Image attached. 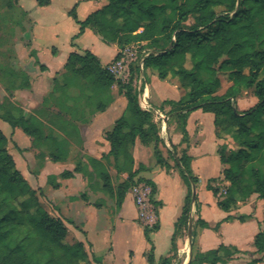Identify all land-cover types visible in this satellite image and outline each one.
<instances>
[{
	"label": "trees",
	"instance_id": "obj_1",
	"mask_svg": "<svg viewBox=\"0 0 264 264\" xmlns=\"http://www.w3.org/2000/svg\"><path fill=\"white\" fill-rule=\"evenodd\" d=\"M105 1L104 6L83 21L76 19L73 10L69 13L78 26L77 36L86 30L92 31L103 43L113 44L119 51L133 44L143 45L141 48L146 50L147 56L142 59V70L136 71L141 73L150 69L161 80L175 78L183 91L177 102H164L161 109L170 105L172 109L167 114L177 113L182 121L184 140L185 116L201 110L213 115L217 138H229L235 143L234 150H227L225 144L218 150L220 163L225 166L223 179L229 183L217 202L218 209L229 213L252 195L264 203V0ZM37 4L42 7L48 2L37 0ZM189 19L193 23L186 26ZM119 58L118 53L114 61ZM64 68L75 80L85 81L93 95H100L115 85L126 101L123 114L105 137L110 149L104 159L109 164V158H112L116 184L113 185L101 162L88 160L100 183V191L108 198H114L119 208L126 193L135 184L144 183L150 187L149 200L155 207L152 200L155 187L148 180L134 181L142 167L133 170L132 158V148L139 140L144 146H152L157 165L169 167L158 148L159 127L153 120V112L142 110L138 105V92L130 84L116 80L89 51L83 55L70 53ZM220 75L227 78L230 86L222 95H217L221 87ZM249 90L256 103L250 109L238 112L235 100L243 91ZM0 120L12 129H20L33 141L45 142L52 162L65 160V151L57 138L53 134L44 136L40 122L25 115L20 108L0 104ZM7 143L6 136L0 131V264H87L83 244L64 242L67 229L63 221L51 217L39 204L35 191L7 153ZM168 154L177 157L176 168L187 188L181 215L174 224L177 231L188 228L191 206L196 202V197L192 202V191L197 179L190 173L189 158L184 150L171 146ZM74 171H78V166ZM121 174H126L124 180L119 179ZM61 176L69 178L71 173L65 171ZM206 189L214 196L218 194V190L209 185ZM206 227L200 218L194 221L193 248L196 229ZM155 230L157 225L142 230L150 245L147 264H154L149 233ZM253 246L261 257L249 264L264 259V232L255 235ZM238 253L235 248L222 245L204 254L198 251L193 254L192 251L188 264L224 263Z\"/></svg>",
	"mask_w": 264,
	"mask_h": 264
},
{
	"label": "crops",
	"instance_id": "obj_2",
	"mask_svg": "<svg viewBox=\"0 0 264 264\" xmlns=\"http://www.w3.org/2000/svg\"><path fill=\"white\" fill-rule=\"evenodd\" d=\"M105 4V0H78L76 7H78V5H84L83 14L86 18L90 13L98 10ZM87 37L93 39L94 43H96L95 41L103 43L92 31L86 30L74 41V48H76L77 53H79L78 50H80L77 43ZM93 42L90 43V45H85V47L81 49V52H91L99 59L103 67L111 64L116 54L119 53V49L113 44H106L111 47L112 51L109 60L103 62L102 54L97 48L98 44L94 45ZM71 52L72 48L67 49L66 53L62 55V58H59V52L57 51L55 55L48 58L49 61L44 62L45 71L40 73V76L37 77L38 80L32 77L30 73H26L29 77L28 86L25 87L23 90L24 92L21 93L27 94L28 97L30 96V98L36 100V102L42 101L43 96H45L48 91H52L51 85L52 79L55 78L54 74L59 72V70H62L59 74L64 73L63 68ZM37 56L40 57V51L38 49ZM149 77L152 79L155 89H159L163 94L169 96L168 98L161 97L160 103L157 106L150 105L154 111L161 113L164 118L162 123L158 122V124L157 118L153 113L154 122H156L159 127L160 142L158 148L164 162L169 167L165 168L164 166L157 165L152 146H144L139 140L135 141L132 148V158L134 162L133 170H136L139 166L142 167V170L136 175L134 181L138 179L148 180L155 187L152 200L156 203V215L154 216L157 222V230L149 233V239L154 248L153 255L155 261L162 247L165 248V251L170 247H168V244H170V239L173 235L174 224L181 215L184 199L187 194L186 185L176 168L177 157H170L168 154L171 146L177 147L178 150L185 151L189 158L190 173L197 179L194 189L196 202L192 205L191 209L192 222L194 223V221L200 218L207 224V227L196 229L194 245L196 251L200 254H204L222 245L225 247H233L239 252L237 255L230 258V260H226L224 263L219 264H249L252 260L260 258L261 255L255 253L253 241L257 233L264 232V203L259 200L256 195H252L246 201L238 203L237 207L229 213L223 212L217 207V202L220 200L218 197L222 198V192L229 185V183L223 179L222 171L225 166L220 163L218 150L221 145H227L229 142H232V140L229 138L225 140L217 138L213 124V115L203 113L201 110L189 112L185 116L184 129L186 132V139L184 140L182 135V121L178 119L177 113L167 114V112L172 109L170 105H165L161 109L164 102H177L181 98L183 91L178 80L175 78L161 80L154 71L150 69L144 70L140 73V78L143 80V86L147 90L148 97L151 96V87L148 83ZM73 84L75 85H70V93L76 94V99H78V101H88L90 97L94 98L93 94L91 96V89L83 86L81 80H77V82ZM229 86L230 83L228 82L225 89L222 90V92L218 91L217 95H222ZM140 88L142 87L140 86ZM245 93L246 92L243 91L235 100V105L238 106L240 112H244L255 105L254 100L246 99L245 106H248V108L240 107L244 104ZM99 97L104 98L106 102L105 105L103 104L104 106H99V104L94 106H87L86 104H81L79 106H49L45 108L44 106H40L43 112L47 114L50 119L53 118L54 120L52 121L57 124L56 129L52 127V129L48 131L57 138L60 145L62 140L68 144L69 149L61 147L68 151V155L70 153L69 156L73 155V158L76 160V164L73 165L70 170H66L71 173V177L66 181V185L59 182L60 185H58L57 188L49 187L46 195H55L59 193L65 196V187H68L71 190L68 198L71 202L69 201L67 204H64L63 209L68 215H71L72 219H69L70 222H75V220L79 221L87 230L88 228L85 224L87 221L78 220V216L74 215L77 208L92 210V208H95V202L92 199H95V201L101 200L106 206L109 205V203L110 205L114 204L117 219L123 224L134 227L137 231H141L143 235L142 229L137 222L140 216H138L139 213L135 206L133 193L131 194L130 191L131 189L126 193L121 206L117 208L115 199L108 198L100 191V183L88 162L89 159L101 162L106 167L110 177L113 176L116 180V172L113 167L109 166V164H112V158H109V164L104 159L110 149L105 137L106 134L112 130L115 121L123 114L126 101L114 87H111L109 90L99 95ZM93 98H91V100ZM15 107L22 109L25 115L30 113V111H28L30 106L23 105ZM74 111L77 112V116L74 115ZM36 119L43 124L42 126H44V124L50 126L42 118L36 116ZM61 125L64 127H61ZM13 130L18 131L20 129L15 128ZM43 135L47 136L49 134L45 135L43 133ZM228 149H230V147H227V150ZM79 162L80 164H78ZM61 164L62 162H50L48 157L45 163L46 168L53 167L54 169L56 167H62ZM77 166L78 171H74ZM125 178L126 174L119 175L120 180H124ZM89 179H92L90 183L88 181ZM207 185L217 189L218 194L214 196L211 191L206 189ZM138 187H144V200L149 206L154 207L148 198V196H150V187L144 183H137L132 188L136 190ZM79 193L85 196L82 197V199H78ZM101 208L103 209V205ZM62 216L66 219L65 215L62 214ZM227 217L230 219L226 221L225 219ZM239 218L244 219L241 221ZM148 226L150 228L151 225L148 224ZM67 232L70 234L68 230ZM74 232L77 233L78 231L74 230ZM75 237L78 242H83L79 236L75 235ZM149 247L150 245L147 243V247L143 250V253H141L143 258L142 264H147L144 254ZM128 257L129 259L126 260L124 264H134L132 252H129ZM144 259L146 263H144ZM256 264H264V259Z\"/></svg>",
	"mask_w": 264,
	"mask_h": 264
},
{
	"label": "rangeland",
	"instance_id": "obj_3",
	"mask_svg": "<svg viewBox=\"0 0 264 264\" xmlns=\"http://www.w3.org/2000/svg\"><path fill=\"white\" fill-rule=\"evenodd\" d=\"M44 1L50 4L41 7L38 6L37 0H0V104L5 106H30L28 108L30 113L26 115H30L35 119L36 116L40 117L49 124L50 126L46 124L42 126L43 124L39 121L41 129L43 128L42 132L47 135L51 134L48 130L52 129V127L56 129L57 124L52 121L54 120L53 118L50 119L43 112L40 106H44V108L49 106H79L81 104L94 106L97 104L105 105L106 102L104 98L98 96L99 94L94 95V98L90 97L88 101H78L76 99L77 95L70 93V85H75L73 83H76L77 80L65 68H63L64 73L59 74L62 72V70H59V72L54 74L55 78L52 79L51 85L52 91H48L43 96L42 101L36 102L30 96L28 97L27 94L21 93L28 86L29 77L26 73H30L32 77L38 80L37 77L40 76V73L45 71L44 62L49 61L48 58L55 55L57 51L59 52V58H62L67 49L72 48V52L77 53L76 48H74V41L78 37V26L69 13L73 10L76 19L83 21L85 18L83 14L84 5L76 7L78 0ZM192 23V20L189 19L185 25L190 26ZM92 42L93 39H89L88 37L79 41L77 44L80 50H78L79 53L77 54L83 55L85 51L81 52V49ZM95 42H93L94 45L98 44L97 48L102 54V61H108L112 51L111 47L104 43H99V41ZM141 46L143 45L133 44L121 49L119 54L122 64L120 67H116L113 73V77L116 80L123 84H130L136 93L140 86L143 88L140 72L136 71L137 69L141 71L139 67L140 61L145 57L146 53V50H142ZM37 49L40 51V57L37 56ZM113 62L104 67H111ZM187 67H189L188 63ZM219 78L221 81L219 92H222L228 81L224 75H220ZM81 83L83 86L91 89L85 81L81 80ZM148 83L151 87V96L148 97V103L151 106H157L160 103L161 97H169L159 89H155L150 77ZM112 87L116 88L115 85ZM91 98L93 99L91 100ZM246 99H252L256 103L252 91L249 90L244 95V104L240 106L241 108H248V106H245ZM235 107L240 112L238 106L235 105ZM74 115L77 116V112L74 111ZM158 122L160 121L157 120ZM61 127L64 126L61 125ZM0 131L7 138L6 150L12 157L15 168L29 187L35 191L39 204L51 217L61 219L69 231L70 234L67 232L64 242L67 244L78 242L75 235L79 236L83 241L81 243L87 254V264H96V262H99V264H124L129 259V252L133 253L134 264H142L143 258L141 253L147 247V243L141 231L139 232L134 227L123 224L117 219L114 204L110 205L109 203L106 206L103 201L92 199L95 202V208H92V210L77 208L74 215L78 216V220L87 221L85 223L88 228L87 230L79 221L70 222L69 219H72L71 215H68L63 209L64 204H67L69 201L71 202L68 199L71 193L68 187H65V196L59 193L46 195L49 187L57 188L60 185L59 182L66 185L68 177L64 178L61 174L66 170H70L76 164L73 155L69 156L70 153L68 155V151L64 149L65 160L62 161V167H56L55 169L53 167L46 168L45 163L49 151L45 142L33 141V139L24 135L21 130L14 131L7 123L1 120ZM61 146L66 149L68 148V144L64 140L61 141ZM226 146L230 147V150L236 148L233 141L229 142ZM48 160L51 162L49 157ZM252 165L258 166L257 163H252ZM109 166L112 167V164H109ZM91 180H88L89 183ZM111 180L115 185V177L112 176ZM130 191L131 194L133 193L134 203L139 213L138 216H140L137 220L140 228L142 230L146 227L149 228L148 224L151 225L150 229L152 227L155 228L157 225L154 216L156 215V208L149 206L145 200L140 204L137 202V196L143 194L144 187H138L135 192L131 188ZM84 196L82 193H79L78 199H82ZM218 199L221 198L218 197ZM102 205L103 209L101 208ZM62 214L66 216V219L63 218ZM74 230L78 232L75 233ZM168 247L166 251L164 247L159 250L156 261L153 255L154 264H163L164 262L165 264H184L187 258L188 261L190 260L192 251L193 254L196 251L192 247V244H189L187 241L186 228L177 231L173 230ZM149 251L150 247L144 254L145 257L149 254ZM144 263H146L145 259Z\"/></svg>",
	"mask_w": 264,
	"mask_h": 264
},
{
	"label": "built area",
	"instance_id": "obj_4",
	"mask_svg": "<svg viewBox=\"0 0 264 264\" xmlns=\"http://www.w3.org/2000/svg\"><path fill=\"white\" fill-rule=\"evenodd\" d=\"M145 56H147V52L145 53ZM122 64V59H118L116 61H114L111 65V67L109 66L107 69L109 70V72L113 75L114 70L116 69V67H120ZM140 69L142 70V60L140 61V65H139ZM138 105L139 107L147 112H153L157 118L158 121H160L159 123H162L163 121V116L161 115V113H159L158 111H154L151 107L150 104L148 103V93L146 88L143 86V88L140 90V88H138ZM137 190V189H136ZM136 190H133V192H135ZM222 194H224V191L222 192ZM144 200V194H141V196H137V202L138 204L142 203V201Z\"/></svg>",
	"mask_w": 264,
	"mask_h": 264
},
{
	"label": "water",
	"instance_id": "obj_5",
	"mask_svg": "<svg viewBox=\"0 0 264 264\" xmlns=\"http://www.w3.org/2000/svg\"><path fill=\"white\" fill-rule=\"evenodd\" d=\"M233 110L236 113V109L234 108ZM194 200H195V191L193 189V191H192V202H194ZM192 223H193L192 217H190L189 222H188V228H187V241L189 244H191ZM186 264H188V262Z\"/></svg>",
	"mask_w": 264,
	"mask_h": 264
},
{
	"label": "bare ground",
	"instance_id": "obj_6",
	"mask_svg": "<svg viewBox=\"0 0 264 264\" xmlns=\"http://www.w3.org/2000/svg\"><path fill=\"white\" fill-rule=\"evenodd\" d=\"M188 262V258H187V260L185 261V263L184 264H186Z\"/></svg>",
	"mask_w": 264,
	"mask_h": 264
}]
</instances>
